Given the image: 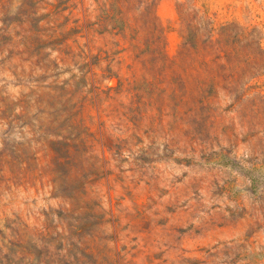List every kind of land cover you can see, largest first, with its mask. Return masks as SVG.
<instances>
[{"label":"rangeland","instance_id":"obj_1","mask_svg":"<svg viewBox=\"0 0 264 264\" xmlns=\"http://www.w3.org/2000/svg\"><path fill=\"white\" fill-rule=\"evenodd\" d=\"M0 264H264V0H0Z\"/></svg>","mask_w":264,"mask_h":264},{"label":"trees","instance_id":"obj_2","mask_svg":"<svg viewBox=\"0 0 264 264\" xmlns=\"http://www.w3.org/2000/svg\"><path fill=\"white\" fill-rule=\"evenodd\" d=\"M121 21V17L117 15L113 22H111V25L120 27ZM42 50V48L37 50V55H40ZM52 65L56 84H61L58 86L59 108L57 109V114L55 116L56 121H58V125L54 131V137L56 138L54 153L56 155L57 164L60 166V168L56 171V176L60 181L64 182L62 184L60 183L59 188L61 189L62 185L65 184L64 191L67 193V199L74 202V210L72 212L73 220H75L76 225H73V227L70 226V229L74 230L73 235H75V232L79 230H86V221L88 218L93 216L90 214V206L83 204L82 197L87 194L88 189L85 181H88L91 177L98 174V168L95 167L88 173V175H84L82 178L67 181L69 173L68 170H66V166H69L70 164L75 166L76 157L79 159L82 156H90L91 158H94V155L92 154L91 146L89 145L85 134L75 122L78 110L72 104L71 96H69L71 95L69 94V90L72 87L75 76L61 81V77L65 72H68V70L63 69L62 64L56 60L52 61ZM48 67H51V65H48ZM81 213L84 215H81ZM79 219H81L80 222L77 221ZM70 246L72 245L70 244Z\"/></svg>","mask_w":264,"mask_h":264}]
</instances>
